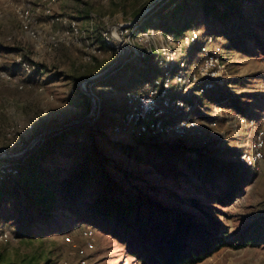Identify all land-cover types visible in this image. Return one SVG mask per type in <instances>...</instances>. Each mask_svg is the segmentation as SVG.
Listing matches in <instances>:
<instances>
[{
    "label": "rangeland",
    "instance_id": "obj_1",
    "mask_svg": "<svg viewBox=\"0 0 264 264\" xmlns=\"http://www.w3.org/2000/svg\"><path fill=\"white\" fill-rule=\"evenodd\" d=\"M40 1L0 3V71L13 77L10 82H0V166L26 152H36L38 144L55 130L96 117V131L104 135L98 138L103 175L120 183L126 194H140L154 206L185 214L196 222L207 223L208 215L219 224L226 245L199 264H264V0L216 2L211 14L205 13L202 4L197 6V0H160L153 6L155 0H48V19H38L37 35L31 39L21 30L15 7ZM231 4L235 18L220 20ZM146 9L148 18L155 15L144 19L142 26L143 18L139 19L133 30L132 22ZM153 19L162 29L182 33L150 28L156 25ZM118 29L126 32L124 55L128 54L120 65L127 63L112 73L110 66L120 58L111 32ZM210 33L214 36L208 37ZM205 43L219 56L216 63L200 80L180 87L173 79L175 73L186 67ZM147 55L154 57L158 68L139 61ZM19 57L35 67L32 77L21 72L16 64ZM209 59L213 58L203 63ZM161 82H168L166 99H157V107L166 111L178 108L186 116L171 126L166 125L168 116L161 118L166 128L148 131L186 136L199 149L205 143H215V148L211 146L202 156L172 160L177 171L173 175L161 170L163 161L143 166L125 157L121 149L135 147L136 138L113 129L120 121L117 107L127 105L128 93L148 97L152 87L143 93L145 89ZM233 100L242 112L233 106ZM186 101H192L193 107ZM129 110L127 124H131L126 118ZM138 129L135 125L132 132L138 134ZM259 142L261 157L255 158L254 146ZM11 144L14 146L8 148ZM114 144L119 145L117 150ZM240 152V162L251 166L250 184L240 186L230 202L221 203L220 198L230 192L231 179L206 180L203 171L237 161ZM37 158L30 157L39 164ZM81 161L80 154L68 160L56 155L47 167L68 170ZM193 164L195 168L186 169ZM97 191L94 182L76 210L60 208L59 199L53 211H25L14 200L1 198L0 235L7 234L9 239L0 240V264H142L128 251V245L111 233L113 229L132 231L136 216L112 222L110 231L102 230L98 225L103 219L94 214L95 201L102 197ZM191 200L200 206H192ZM38 216L44 219L33 224V236L15 237L22 224L28 231L29 220ZM46 216L50 218L45 220ZM82 227L90 228L92 235L83 237Z\"/></svg>",
    "mask_w": 264,
    "mask_h": 264
},
{
    "label": "trees",
    "instance_id": "obj_2",
    "mask_svg": "<svg viewBox=\"0 0 264 264\" xmlns=\"http://www.w3.org/2000/svg\"><path fill=\"white\" fill-rule=\"evenodd\" d=\"M216 2L229 4L228 0H197V6L202 4L205 13L211 14L215 9ZM154 15L155 13L151 17ZM235 15L234 5L231 4L229 10L219 17L222 21L230 22L235 18ZM149 18L145 14L141 26L143 21H145L144 19L147 20ZM153 22L156 25L150 28L176 35L182 33L162 29L158 26V21L155 19H153ZM191 27L193 25L186 30ZM211 35L214 36L212 33L207 36L212 37ZM209 45L205 43V45L200 47L190 58L187 66L179 68V71H185L187 76L190 77L207 58H218L219 56L214 51L208 49ZM139 59V61H146L154 68L157 67L152 56ZM124 64L116 66L111 72L119 70ZM36 72L34 70L29 77H32ZM153 83L143 93H146L152 87L151 91L155 90L157 94H161L165 89L164 85L166 83L161 82L162 84L159 87L153 85ZM172 88L177 89V85H172ZM129 102L126 100L127 105L122 106L119 104L117 107L115 114L116 117L119 114L120 121L115 122L113 129L117 132L122 129V131L136 138L137 145L135 147H124L121 149L122 154L135 163L147 166L153 162L163 161L161 170L173 175L177 174V171L173 169L170 163L172 160L192 154L202 156V153L205 150H210L211 146L213 149L215 148V143H209V146H206L208 143H205L199 149L194 147L193 143L188 141L186 137L177 138L173 134L163 135L148 130L145 131L146 128H149L157 132L156 123L161 122V118L167 116L166 125H172L180 121L186 114L183 111L180 112L178 108L166 111L167 109L163 107H157L156 110L161 109L162 111V115L159 117L154 118L149 115L147 121L136 122L127 120L134 125L127 124L125 115L129 107V113L140 109L136 99H129ZM185 103L191 105V107L194 105L192 101H186ZM232 104L238 111H243L234 100ZM190 113L194 114V109ZM96 121V117L87 121L81 120L63 129L55 130L47 138L43 139L41 144H38L35 148L36 152H26L20 158L3 163L6 167L16 170V174L13 176H0V208L2 204L1 198H6L7 200H14L17 207L25 211L30 209H36L37 211L43 209L42 211L44 212L53 211L55 204L60 199L62 202L60 208L65 207L76 210L89 196V190L92 184L96 182L97 192L102 195L94 204V214L103 219L98 226L104 231H110L109 228L112 227V222L122 223L135 215L137 223L132 231L126 233L121 232L119 229H113L111 233L120 242L127 244L128 251L131 254H136L142 264H199L226 245L218 232L219 224L208 215H205L208 219L207 223L196 222L185 214H177L166 210L162 206H154L140 194H126L124 187L120 183H117L110 176L103 175L100 171L104 161L103 152L98 143V138H102L104 135L96 131ZM135 125L139 126L138 131H136L138 134L132 132V128ZM69 138H72V142L68 141ZM118 146L114 144L115 150L119 148ZM76 154L82 156V161L68 170L60 167H52L50 169L47 167L49 161L54 160L56 155L68 160V158ZM35 155H38L39 164L36 163L35 159H30L31 156ZM240 156L241 152L238 153L237 161H230L220 168L208 167L203 171L206 180H213L212 177L219 178L223 176L231 179L230 192L220 198L221 203L230 202L229 198L239 192L240 186L244 187L250 184L251 166L240 162ZM27 158L29 159L25 163ZM193 168H195L194 164L186 167L188 170ZM121 172L123 171L121 170ZM123 173L126 174L125 172ZM203 175L201 174V177ZM29 186H31L30 189H28ZM114 197L119 199L114 201ZM190 203L196 208L200 206L194 200H191ZM147 217L150 218L148 222L145 221ZM48 218L50 217L46 216L45 220H48ZM42 219L44 218L39 216L32 217L28 222V231L22 224L23 226L14 233L15 237L25 238L33 236L32 226ZM86 226L96 229L93 225Z\"/></svg>",
    "mask_w": 264,
    "mask_h": 264
},
{
    "label": "built area",
    "instance_id": "obj_3",
    "mask_svg": "<svg viewBox=\"0 0 264 264\" xmlns=\"http://www.w3.org/2000/svg\"><path fill=\"white\" fill-rule=\"evenodd\" d=\"M10 0H0V3H8ZM15 13L16 17L19 23V26L23 33L28 38H35L37 35V31L35 29V25L38 22L39 18H45L48 19V0H41L39 3L36 4H27L23 6H17L15 7ZM125 36L126 32H122V29L115 30L111 32V42L118 44V51H119V57L125 54ZM16 64L20 67V70L22 73L26 74L28 77L31 75V73L35 70L34 66L22 61V59L19 57L16 59ZM202 71V70H200ZM13 80V77L11 74L0 71V82H10ZM19 89H22V85L18 86ZM155 98L159 99L161 94H156V91L154 92ZM31 129V127H29ZM149 130V128H146L145 131ZM144 131V132H145ZM18 143V142H17ZM15 143V147L16 144ZM14 145L11 144L8 146V148H12ZM5 152V151H4ZM259 153V150H258ZM17 157V155H13L12 158ZM16 170L6 167L5 165L0 166V176H6V175H15ZM9 239L7 234L0 235V240L7 241Z\"/></svg>",
    "mask_w": 264,
    "mask_h": 264
},
{
    "label": "bare ground",
    "instance_id": "obj_4",
    "mask_svg": "<svg viewBox=\"0 0 264 264\" xmlns=\"http://www.w3.org/2000/svg\"><path fill=\"white\" fill-rule=\"evenodd\" d=\"M140 20H137L132 22V26L134 27L133 30H136L135 29V25L136 23H139ZM133 32V31H132ZM105 44V43H104ZM107 46V45H105ZM108 47V46H107ZM110 49H113L114 50V47H111ZM117 50V49H116ZM119 52V51H117ZM127 55H123L122 57H119L120 59L118 60V65H120L122 62L126 61L127 59ZM216 63V60L215 58L213 59H209L207 62L203 63L197 70L196 72H194L190 77L187 76V73L185 71H177V73H175L173 79L176 80V83H178L179 85L182 86V88H185V86H187V84L191 83V81H194V80H200L198 79L199 77H203L206 75V72L214 66V64ZM117 65V66H118ZM202 70V71H200ZM169 74V73H168ZM166 84L164 85V88L166 87L167 85V82H165ZM162 83L157 84L155 86H161ZM165 89L161 92V96L159 97V100L161 101H164L166 98H165ZM155 90H150V93H149V96L148 97H141V96H135V95H132L131 93H128L126 96L128 99H136L138 104H139V111H133V112H130L127 114L126 118L128 121H136V122H139V121H147V118L149 115H152L154 118H157L159 117L160 115H158V113H160L162 115V111L161 109L159 110H156L157 106H156V100L157 98H155V94H154ZM157 94V93H156ZM167 94V93H166ZM181 102V100L177 101V103ZM158 115V116H157ZM173 125V124H172ZM169 126V125H168ZM171 126V125H170ZM173 128H176L174 126H172ZM164 128H166L165 126H163V124L161 122H157L156 123V129L157 130H161L163 131ZM174 132H177L178 131H174ZM186 137V136H185ZM180 138H184V137H180ZM261 147V142L257 143V145L254 146V154H255V158H259L261 157L260 155V152L258 153V150L260 149ZM248 159V157H247ZM93 231L90 229V228H84V231H83V237L87 238L89 237L90 235H92ZM80 255H82V253L80 252L79 253ZM85 262L84 261H81V264H84Z\"/></svg>",
    "mask_w": 264,
    "mask_h": 264
},
{
    "label": "water",
    "instance_id": "obj_5",
    "mask_svg": "<svg viewBox=\"0 0 264 264\" xmlns=\"http://www.w3.org/2000/svg\"><path fill=\"white\" fill-rule=\"evenodd\" d=\"M158 1H160V0H155V1L151 4V6H153V5H154L156 2H158ZM151 6H150V7H151ZM148 10H149V9H148ZM147 12H148L147 9L144 10L142 13H140V14L135 18V21H137V20L143 18ZM118 64H119V63L117 62V63H115L114 65H111L110 68H109V71H110V69L115 68ZM101 76H102V75H101ZM83 121H84V120H83Z\"/></svg>",
    "mask_w": 264,
    "mask_h": 264
}]
</instances>
